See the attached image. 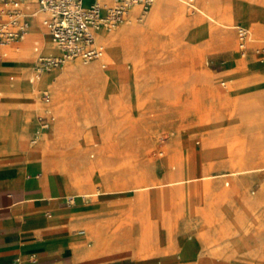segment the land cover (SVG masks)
Wrapping results in <instances>:
<instances>
[{"label": "rangeland", "instance_id": "1", "mask_svg": "<svg viewBox=\"0 0 264 264\" xmlns=\"http://www.w3.org/2000/svg\"><path fill=\"white\" fill-rule=\"evenodd\" d=\"M211 1L217 6V10H210L213 16L221 14L219 9H224V15L229 9L238 11L246 18L236 19L235 26L251 29L255 40L264 37V0ZM211 1L194 0L193 6L205 11L210 9ZM29 2L31 5L33 0H23L24 10ZM175 2L184 15L196 19L194 28L182 29L171 17L158 21L153 18L145 36L132 40L128 48L118 43L114 57L104 48L101 60L66 59L49 72L39 73L42 78L34 82L33 91L39 103H42L41 95L48 94L49 104L43 107L52 112L49 122L54 118L48 130H43L45 135L35 140V144L31 142L29 149L42 159L61 164V169L70 168L81 178L74 185L75 190L107 193L75 199L89 201L85 207L87 212L94 213L91 218L108 221L109 224L84 220L77 230L83 231L82 226L91 225L90 234L79 233V237L94 249L95 238L103 237L107 241L101 249L104 255L109 254V246L127 244L126 239L132 242L128 245L136 247L137 255H145L146 249L154 250L155 244L150 243L153 225L165 221L171 229L177 220H185L188 218L185 210L194 198L197 209L192 208L190 215L209 225H220L216 237L224 240L220 248L204 253L207 258L203 261L213 264L209 258L212 255L219 262L232 263V249L242 247L250 234L248 248L253 254L243 256L242 262L256 264L264 257V192L247 194L242 176L255 173L245 177L262 179L264 171L230 173L264 167V100L259 103L252 100L259 91H264V70L259 66L264 63L256 54L261 43L246 46L242 51L247 55L242 57L237 30L219 35L216 25L196 12L191 13L178 0ZM3 6L0 4V9ZM27 9L36 12L34 4ZM252 18L263 22L261 32L253 27V20H249ZM38 19H31L32 26L34 21L39 26ZM144 19L145 16L137 25H144ZM134 22H121L109 34L132 27ZM43 37L33 35L30 28L21 42L1 48L7 57L0 61V75L9 85H16L24 75L26 83L37 76L38 59L51 55L44 44L49 43L44 30ZM224 38L234 40L233 52L224 48ZM111 60L113 63L108 62ZM226 61L234 63L233 69L236 65L242 68L228 74L232 69L223 71ZM64 62L75 68L99 62L98 70L103 78L86 77L83 82L65 80L55 89L41 83L43 77L58 76ZM12 64L21 66L18 79L12 74L16 79L13 81L5 74ZM3 97L0 91V99ZM35 115L37 112L33 111L29 121L38 124L31 120ZM54 124L60 127L61 142L54 152L46 154L42 148L54 140ZM8 133L7 125L0 124V139ZM195 177L206 178L164 185ZM216 179H221L222 188ZM225 181H229L228 186L224 185ZM139 187L148 189L134 190ZM199 187H203L212 209L197 207L203 196L197 192ZM254 189L251 186L248 192ZM135 226L141 244L139 239L134 240L138 236ZM226 226L233 227V231H227ZM114 240L115 244L109 245Z\"/></svg>", "mask_w": 264, "mask_h": 264}, {"label": "crops", "instance_id": "2", "mask_svg": "<svg viewBox=\"0 0 264 264\" xmlns=\"http://www.w3.org/2000/svg\"><path fill=\"white\" fill-rule=\"evenodd\" d=\"M34 1L36 2V0ZM239 2L244 3L245 0ZM186 3L187 0H182L183 5L193 8L194 3H192V7ZM31 5L29 2L25 8V13L28 15H25V19L28 24L30 23V28L33 16L27 8ZM40 19L39 26L43 32L44 28L41 26ZM240 27L247 28L255 38L251 29L245 26ZM236 30L234 29V32ZM45 33L48 35L47 31ZM42 39H44L43 33ZM259 39V41L251 42L260 43L264 37ZM10 43L0 45V55L2 54L1 48ZM53 55L57 56L59 52L56 50ZM1 60L3 58L0 56ZM233 64L232 61L224 62L223 71L232 69L228 73L232 74L242 68L236 65L233 69ZM259 66L264 70V65L259 64ZM101 68H105V66L101 65ZM63 69L64 67L61 70ZM20 71L21 66L12 64L5 69V74L10 75V80L13 81L18 79ZM12 74H15L16 79ZM60 74L58 82H55L52 87L50 86L51 89H55L62 81H65L62 80ZM252 75L258 77L256 73ZM50 79H52L50 76L43 77L41 83L48 85ZM33 85L32 78L28 79L26 83L25 75L16 85H9L0 75V91L4 93V97L0 99V124L7 125L9 131L0 139V264H207L203 261L207 258L204 253L220 248L224 240L216 237L220 225L212 226L201 218L196 217L195 219L190 215L191 209L196 207L194 198L191 200L190 207L185 210V215L188 216L185 220H177L171 229L165 221L162 225H153V236L150 243L152 246L155 244V249H146L145 255H137L136 247L128 245V243H132L128 239H126L127 244L123 246L113 245L116 240L110 242L109 245L113 246H109V254L104 255L101 249L107 241L103 237L95 238V249L92 244L86 242V239L79 237V233L84 236L85 232L90 234L91 229V225L87 224L82 226L83 231L78 232L82 221L103 223L106 221L91 218L94 213L87 212L85 207L89 203L88 200L72 198L74 192L81 193L74 188L81 178H77L76 174L66 166L65 170L61 169L59 163L58 169L48 168L49 160L42 159L36 151L29 149L31 142L39 134L38 130L42 127V122L49 124L54 118L49 122L48 118L51 117L52 112L43 107L49 104L47 103L49 100L44 101L42 94V103H39L35 91H33ZM252 100L258 103L264 100V91H259ZM39 105H41L40 108ZM48 108L51 109L50 106ZM33 111L37 112V115L31 117V120H36L38 124L29 121ZM42 118L43 121H41ZM44 128L48 130V127ZM54 132V140L48 141L42 148L46 154L54 152L61 142V137L58 135L60 132L58 124L54 126ZM44 135V131H41L39 140ZM30 138L32 139L29 141ZM246 175L242 176L245 192L247 194L263 193L264 178L251 177L247 179ZM220 180L216 179L215 182L219 188H222ZM230 180L234 185V181ZM224 185L228 186L229 181H225ZM251 186L255 189L249 193L248 189ZM193 191L195 192V190ZM197 192L199 195L203 194L197 207L204 206L206 209H212L208 205L203 187H199ZM81 194H87V192ZM226 228L229 232L233 231L231 226H226ZM134 232L138 235L137 226H135ZM250 238L251 235L247 234L242 247L231 248L233 259L242 261L243 256L253 254L252 249L248 248ZM135 239H139L138 242H140L141 236L138 235ZM209 258L213 264H222L218 258L212 255ZM256 264H264V257L261 262Z\"/></svg>", "mask_w": 264, "mask_h": 264}, {"label": "built area", "instance_id": "3", "mask_svg": "<svg viewBox=\"0 0 264 264\" xmlns=\"http://www.w3.org/2000/svg\"><path fill=\"white\" fill-rule=\"evenodd\" d=\"M23 0H0V45L22 39L28 21L21 11ZM154 0H36L39 8L47 14L43 25L50 38L62 50V56L40 57L36 64L37 74L59 66L65 59H81L83 62L100 58L104 47L96 40L99 29L112 30L127 16L132 6H139L141 20ZM240 46L245 49L251 42V34L238 28ZM260 61L264 63V39L260 41ZM44 101L49 100L43 93ZM47 127V122H42Z\"/></svg>", "mask_w": 264, "mask_h": 264}, {"label": "bare ground", "instance_id": "4", "mask_svg": "<svg viewBox=\"0 0 264 264\" xmlns=\"http://www.w3.org/2000/svg\"><path fill=\"white\" fill-rule=\"evenodd\" d=\"M201 1L207 2L208 0H201ZM178 2L182 3V0H178ZM192 3H193V0H188L186 5L191 6ZM32 4H34L35 7H36V9H35L36 12H32L33 19H35V18L38 19L39 16H40V18H41L40 19L41 20V26L44 28V30L46 32V28L43 25V20L45 18H47V14L45 12H43L39 8L38 4L34 0H33ZM153 4H155V6L151 10L149 9L150 11L148 12L147 11L148 8H151ZM22 5H23V1L21 3V11L23 12L24 15H27L25 13V10L23 9ZM148 8H147V10L145 12V15H144L145 16L144 25H142V26L137 25L143 19L142 18L141 20H139L138 16H137V13L139 12L140 7L139 6H132L129 9V12H128L127 16L125 17V19L122 22L123 23H127V24H132V21L134 20L135 21L134 22V24H135L134 26L129 27V28H121L118 32L113 33V34H109L113 29L112 30L99 29L96 32V40L98 38L97 41H99V43L103 45V47L105 48V51L108 54H111L112 56L113 55L115 56V54L117 52L115 50L116 45L118 43H121V44H125V46L128 48V46L130 47V44H131L132 40H134V39H139L140 40L143 36H145L146 30H147V28H149L150 21L153 18H154L155 21H158V20L163 19V18L171 17L174 21H176L178 26L182 27V29H185V27H193V26L195 27L196 24H197L195 18H190L189 16L183 14V11H182L181 7H179V5L177 4V2H175V0H157V1L154 0V2ZM211 9L212 10H217V6L212 1H211V4H210V9H208V10L204 11L203 9H200V8H198L196 6H193V8L189 9V11L191 13L196 12V13L204 16L206 19H208L210 21L209 23H211L213 25H216L220 29L219 35L221 33L229 32V31L231 32L234 29H238L235 26L236 19L246 18L240 12L233 11L231 9H229V11H228L229 13L227 15L226 14L224 15L223 14L224 13V9L221 10L219 8L218 9L220 10L221 14L218 17H215V16H213V14H211V12H210ZM249 20L250 21L253 20V27L255 28L256 31L261 32V30L263 28V22L261 20L255 19V18H252V19H249ZM239 28H243V27H239ZM29 29H30V23L28 24V28H27V31H26L25 35L27 33H29ZM244 29L248 30L247 28H244ZM31 30H32V34L33 35H36L37 37L41 38L43 32H42L40 26H38V24L36 23V21H34L33 26L31 27ZM25 35L19 41H15V42L11 41L10 44H8L6 46H3L2 48H6V47H8L9 45H12V44H18L19 42H21L24 39ZM97 35H98V37H97ZM251 38H252L251 41H259V40H255L253 38V36H251ZM49 40H50L51 44L50 43H44L47 52L51 54L48 57H51V56L52 57H56V56H53V54H55L56 50L59 52V55H57V56H62L63 52L58 47V45L51 38ZM222 42H223V46H224L225 49H230V51H232V52L234 51V43L235 42H234L233 39H231V38H229V39L226 38L225 39L224 38L222 40ZM252 43L253 42H247L245 47L246 46H250ZM35 45H37V43H35ZM11 48H13V50H16V52L19 51L18 47L12 46ZM238 48H239V52H240L241 56L242 57H246L247 53H244L242 51V48L240 46L239 38H238ZM37 49H38L37 46H35L34 47V51H37ZM256 54L261 56V52H258V53L256 52ZM0 56H1V58H5L7 56V53L6 52H2V54ZM102 57H103V55L100 58H98V60H101ZM108 62L109 63H113L112 60L108 61ZM67 63H69V62H67ZM67 63H65V62L63 63L64 69H63L62 73L60 74V77L62 78V80L83 82V80L86 77L96 78L98 80L103 78L102 77V73L98 70L99 62H95V63H93L91 65H87V66H84V67H81V68H75L70 63H69V65L66 66ZM41 78L42 77L40 76V74H37L36 77L35 76L32 77V81L33 82H35V81L38 82V81H40ZM55 82H58V76L57 77H53L52 79L48 80V85L52 87ZM82 87H83V84H82ZM44 129H45L44 127H41V130L38 131L39 134L37 135V138L33 140V142H32L33 144H35L36 141H39L40 132L43 131ZM48 168H51V169L58 168V163L52 162L51 160H49ZM260 171H264V167L263 166L256 167V168H253V169H244V170L238 171V172H231L230 175H240V174L251 173V172H260ZM205 178L206 177H195V178H191V179H188V180L166 183L164 185L168 186V185L181 183V182H191V181H194V180H203ZM147 189H148L147 187H139V188H136L134 190L142 191V190H147ZM105 194H107V193L103 192V191H95L93 193H87V194L75 193V194H72V198L73 197H89V198H92V197H96L98 195H105ZM80 234H82V233H80ZM262 250L263 249L260 248L261 252H263ZM232 261L233 262L230 263V264H233V263L243 264L242 261H238V260H235V259H232ZM222 264H225V263L222 262Z\"/></svg>", "mask_w": 264, "mask_h": 264}]
</instances>
